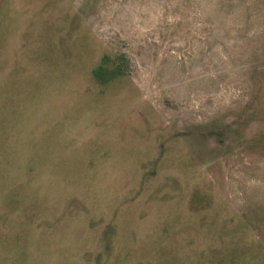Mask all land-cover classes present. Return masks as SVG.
Segmentation results:
<instances>
[{
  "label": "rangeland",
  "instance_id": "rangeland-1",
  "mask_svg": "<svg viewBox=\"0 0 264 264\" xmlns=\"http://www.w3.org/2000/svg\"><path fill=\"white\" fill-rule=\"evenodd\" d=\"M0 264H264V0H0Z\"/></svg>",
  "mask_w": 264,
  "mask_h": 264
},
{
  "label": "trees",
  "instance_id": "trees-1",
  "mask_svg": "<svg viewBox=\"0 0 264 264\" xmlns=\"http://www.w3.org/2000/svg\"><path fill=\"white\" fill-rule=\"evenodd\" d=\"M108 56L106 53H102L98 62L91 67L90 74L93 76L94 79L100 82H104L108 80L111 76L115 73L121 71V67L118 62H115L113 66H106Z\"/></svg>",
  "mask_w": 264,
  "mask_h": 264
}]
</instances>
